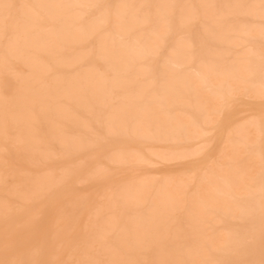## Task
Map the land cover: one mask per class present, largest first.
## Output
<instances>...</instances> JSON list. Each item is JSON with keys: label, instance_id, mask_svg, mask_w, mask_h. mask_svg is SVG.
Instances as JSON below:
<instances>
[{"label": "rangeland", "instance_id": "rangeland-1", "mask_svg": "<svg viewBox=\"0 0 264 264\" xmlns=\"http://www.w3.org/2000/svg\"><path fill=\"white\" fill-rule=\"evenodd\" d=\"M42 1L39 3V0H0V3L16 6L8 20L7 33L0 18V100L3 101L0 102V107L5 112L0 110V124L3 126L0 127V261L27 259L34 248L41 247L39 259L43 261L90 259L103 261L105 264L118 261H135L139 264H262L264 14L259 7L261 0H238L240 4L254 6L250 9L233 7L239 4L237 0H125L124 3V0H82L84 3L81 0H49L51 3L43 1L47 4ZM161 1L163 4H206L215 7L212 8L214 11L207 7L200 8L199 16L195 19L189 15L190 10H183L185 15H180L181 9H177L175 18L168 23L165 20L167 9L156 7L161 5ZM41 3L45 5L39 9L44 23L38 27L33 26L31 22L30 25V20H27L36 10L24 6ZM48 3L56 10L51 9ZM54 3L59 7L54 6ZM121 3L128 7H120L119 10L117 5L120 6ZM97 4L111 7L107 8V11L104 8L89 7ZM48 11L57 13L55 19L52 13L48 15ZM70 11L71 17L67 18ZM104 11L110 15L111 24L104 32L106 35H99L93 31V21ZM121 11L125 12V15ZM202 11L204 14L207 12L206 17ZM113 14L120 16L113 17ZM211 14L213 16H209ZM61 22L65 27L59 26ZM27 25L32 27L25 30ZM162 25L167 28L157 29ZM224 26H227V30ZM122 28L126 29L125 35ZM209 28L212 29L208 30ZM115 29L122 34L117 33ZM28 30L30 31L27 32ZM62 30L68 32V35ZM157 30L160 31L156 32ZM161 30L164 33L161 34ZM201 30L206 35L211 33L212 37H206ZM240 30L245 31L246 35V47L243 48L229 44L230 41L226 38L228 33L241 32ZM53 31L54 33H51ZM215 31L219 33L220 39L216 38ZM55 34L57 38L51 39ZM62 34H66L68 42ZM137 35H140L139 41L142 39V43H138ZM153 35L155 36L152 37ZM156 37L158 42L162 43L156 42ZM225 38L227 42H224ZM33 40L45 43H40V48L37 43L32 46ZM110 40L113 44H109ZM220 40L223 42L220 43ZM24 41L31 43V46ZM5 43H10V46L20 43L19 46L16 44L11 48L19 50L13 51L15 54L9 50L10 46L5 47ZM178 43H185L187 46L183 44L184 48L183 45L180 48ZM151 44L156 48L151 47ZM106 45L107 47H104ZM114 47L119 53L115 52ZM176 47L178 50H175ZM189 48L194 54L188 51ZM155 49L157 52H154ZM173 49L176 51V57L177 53L184 56L174 58ZM123 53L126 56H123ZM77 54L81 55L79 59L76 58ZM185 54L188 57H185ZM216 54L220 62L214 56ZM35 56L38 60H35ZM118 57L123 59L120 58L118 62ZM178 59L184 63L190 62L176 66L173 63ZM186 59L190 60L187 62ZM233 60L238 62L239 69ZM20 61L27 65L23 63L22 67ZM34 61L40 64L35 62L34 67ZM66 61L70 64L67 65ZM56 62L65 65L58 67ZM197 64H201L203 70L212 68L209 66L214 64L218 76H214L215 72H212L213 76L211 72L206 73V78L196 76L194 68H200ZM37 65L39 68L40 65L43 68L45 66L43 72ZM234 65L237 68L231 70ZM167 66L169 68L165 69ZM224 66L225 69H222ZM223 70L225 72H222ZM160 71L167 72L166 76ZM74 72L77 75H74ZM32 73L35 75L32 76ZM223 74L225 76H222ZM69 75H74L73 80ZM23 77L26 80H23ZM172 78H175V81ZM94 80L96 82H93ZM121 80L125 83H121ZM94 83H97L98 89ZM168 83H171V86H168ZM251 83L260 88L255 89ZM37 84L38 91L35 88ZM143 85L147 88H143ZM168 87L171 90H167ZM184 87L186 90H183ZM135 89L139 94L134 93ZM56 90L62 91L65 96ZM168 91L176 93L166 94ZM71 92L73 97L75 96L72 99ZM8 99L12 103H9ZM124 103L134 107V111L125 110L128 106ZM25 105L30 107L31 112ZM62 105L64 107H61ZM114 106L122 107H119V113V109L115 110ZM19 107L22 108L21 112ZM8 111H11V114ZM139 116L144 121L137 119ZM225 117L228 119L225 120ZM48 119L51 123L46 121ZM233 123L240 126L237 132L241 131L236 134V131L231 129L232 133L228 132L233 134V140L229 144L227 129L229 124ZM28 127L30 130L26 129ZM239 136L240 139H237ZM235 145L237 148L234 149ZM219 187H223L222 194L218 191Z\"/></svg>", "mask_w": 264, "mask_h": 264}, {"label": "bare ground", "instance_id": "bare-ground-1", "mask_svg": "<svg viewBox=\"0 0 264 264\" xmlns=\"http://www.w3.org/2000/svg\"><path fill=\"white\" fill-rule=\"evenodd\" d=\"M37 1H38V0H37ZM41 1H42V0H41ZM43 1H46V2H50V3H51V1H49V0H43ZM43 1H42V2H43ZM58 1H59V0H58ZM69 1H70V0H69ZM71 1H72V0H71ZM71 1H70V2H71ZM81 1H82V0H81ZM92 1H93V0H92ZM92 1H91V2H92ZM166 1H167V0H166ZM166 1H165V3H166ZM169 1H170V0H169ZM169 1H168V3H169ZM202 1H203V0H202ZM202 1H201V2H202ZM234 1H235V0H234ZM237 1H238V0H237ZM34 2H35V1H34ZM46 2H43V3H46ZM60 2H61V0H60ZM62 2H65V1L62 0ZM73 2H80V0H73ZM82 2H83V1H82ZM86 2H87V0H86ZM89 2H90V1H89ZM120 2H122V1L120 0ZM120 2H119V4H120ZM124 2H125V0L123 1V3H124ZM161 2H162V1H161ZM238 2H239V1H238ZM241 2H242V1H241ZM35 3H36V2H35ZM39 3H40V0H39ZM43 3H41V4L43 5ZM50 3H48L49 6L51 5ZM55 3L57 4L56 1H55ZM55 3L53 4L54 6L56 5ZM83 3H84V2H83ZM138 3H139V2H138ZM138 3H136V4H138ZM170 3H171V2H170ZM210 3H211V2H210ZM231 3H232V2H231ZM236 3H237V2H236ZM41 4H39V5H41ZM46 4H47V3H46ZM76 4L78 5V3H76ZM161 4H163V2H162ZM239 4H240V2H239ZM59 5H61V4H59ZM63 5H64V4H63ZM65 5H66V3H65ZM121 5H122V3H121ZM121 5H120V6H121ZM123 5H124V4H123ZM155 5H156V4H155ZM158 5H159V4H158ZM205 5H206V4H205ZM44 6H45V5H44ZM46 6H47V5H46ZM56 6H57V5H56ZM117 6H118V5H117ZM139 6H140V4H139ZM50 7H51V6H50ZM57 7H59V6H57ZM83 7H84V6H83ZM115 7H116V6H115ZM130 7H131V6H130ZM60 8H62V7H60ZM80 8H81V7H80ZM119 8H120V7H118V9H119ZM133 8H134V7H133ZM26 9H27V8H26ZM51 9H55V10H56V8H53V7H51ZM63 9H67V8H64V7H63ZM118 9H117V10H118ZM135 9H136V6H135ZM159 9H160V8H159ZM163 9H164V8H163ZM163 9H162V11H163ZM211 9H212V8H211ZM248 9H250V7H249ZM251 9H252V8H251ZM55 10H54V11H55ZM60 10H61V9H60ZM60 10H59V11H60ZM72 10H73V9H72ZM105 10H106V9H105ZM119 10H120V9H119ZM122 10H124V9H122ZM129 10H130V9H129ZM131 10H132V7H131ZM152 10H153V9H152ZM164 10H165V9H164ZM185 10H186V9H185ZM185 10H184V11H185ZM23 11H24V10H23ZM44 11H45V10H44ZM62 11H63V10H62ZM65 11H66V10H65ZM106 11H107V10H106ZM115 11H116V10H115ZM154 11H155V10H154ZM184 11H183V15H185ZM186 11H187V10H186ZM212 11H214V9H212ZM247 11H249V10H247ZM21 12H22V10H21ZM48 12H49L50 14H48ZM48 12H46V13H47L48 15H51L52 11H48ZM55 12H56V11H55ZM67 12H68V11H67ZM67 12H66V13H67ZM77 12H78V11H77ZM77 12H75V13H77ZM117 12H118V11H117ZM122 12H123V11H121V13H122ZM127 12H128V11H127ZM127 12H126V13H127ZM156 12H157V11H156ZM166 12H168V9H167ZM166 12H165V14H166ZM209 12H210V11H209ZM22 13H23V12H22ZM22 13H21V14H22ZM24 13H25V12H24ZM26 13H28V9H27ZM26 13H25V14H26ZM64 13H65V12H64ZM70 13H71V11H70L68 14H70ZM75 13H74V14H75ZM104 13H106V12L104 11L103 14H104ZM114 13H115V12H114ZM123 13H124V15H125V12H123ZM159 13H160V12H159ZM179 13H180V12H179ZM179 13H178V14H179ZM189 13H190V11H189ZM202 13H203V11H202ZM206 13H207V12H206ZM206 13H205V14H206ZM210 13H211V12H210ZM214 13H215V12H214ZM44 14H45V13H44ZM47 14H46V15H47ZM52 14L54 15L53 18L55 19V14H57V13H55V14L52 13ZM74 14H72V16H74ZM77 14H79V13H77ZM119 14H120V13H119ZM136 14H137V13H136ZM203 14H204V13H203ZM205 14H204V15H205ZM212 14H213V13H212ZM212 14L209 15V16H213ZM48 15H47V16H48ZM53 15H52V16H53ZM64 15H65V14H64ZM75 15H76V14H75ZM79 15H80V17H81V11H80V14H79ZM79 15H77V16H79ZM99 15H100V14H99ZM122 15H123V14H122ZM159 15H160V14H159ZM163 15H164V14H163ZM180 15H181V14H180ZM189 15H190V14H189ZM189 15H187V16H189ZM200 15H201V13H200ZM204 15H202V16H204ZM31 16H32V14H31ZM52 16H51V17H52ZM58 16H59V15H58ZM60 16H61V15H60ZM62 16H63V15H62ZM112 16L114 17L115 15L113 14ZM117 16H120V15L117 14ZM117 16H115V17H117ZM154 16H155V14H154ZM164 16H166V15H164ZM164 16H163V17H164ZM187 16H186V19H187ZM260 16H261V14H260ZM28 17H30V13L28 14ZM64 17H66V16H64ZM68 17H71V14L68 15L67 18H68ZM80 17H79V18H80ZM133 17H134V16H133ZM156 17H157V15H156ZM184 17H185V16H184ZM204 17H206V15H205ZM48 18H49V17H48ZM58 18H59V17H58ZM67 18H66V19L63 18V20L65 19V21H66ZM117 18H118V17H117ZM120 18H124V17H120ZM141 18H142V17H140V20H141ZM181 18H182V17H181ZM50 19H51V18H50ZM56 19H57V18H56ZM69 19H70V18H69ZM77 19H78V18H77ZM95 19H96V18H95ZM129 19H130V18H129ZM132 19H133V18H132ZM132 19H131V20H132ZM146 19H147V18H146ZM156 19H157V18H156ZM183 19H184V18H182V20H183ZM186 19H185V20H186ZM23 20H24V18H23ZM26 20H27V19H26ZM29 20H30V19H28L27 21H29ZM52 20H53V19H52ZM73 20H74V19H73ZM121 20H122V19H121ZM125 20H126V19H125ZM133 20H134V19H133ZM143 20H144V19H143ZM162 20H163V19H162ZM182 20H181V21H182ZM68 21H70V20H68ZM123 21H124V20H123ZM123 21H122V22H123ZM134 21H135V20H134ZM163 21L165 22V20H163ZM24 22L26 23V21H24ZM52 22H54V20H53ZM59 22H60V21H59ZM59 22H58V23H59ZM116 22H119V21H116ZM116 22H115V23H116ZM135 22H136V21H135ZM153 22H154V21H153ZM158 22H159V20H158ZM183 22H184V20H183ZM28 23L31 25L30 21H29ZM63 23H65V22H63ZM67 23L69 24V22H67ZM71 23H72V22H71ZM71 23H70V24H71ZM120 23H121V22H120ZM131 23L133 24V22H131ZM137 23H138V22H137ZM159 23H161V22H159ZM159 23H158V24H159ZM23 24H24V23H23ZM56 24H57V23H56ZM73 24H75V23L73 22ZM73 24H72V25H73ZM124 24H126V23H124ZM132 24H131V25H132ZM139 24L141 25L142 22H141V23L139 22ZM161 24H162V23H161ZM20 25H22V24H20ZM61 25H62L63 27H65V24H62V22H61V24H60L59 26H61ZM88 25L90 26V24H88ZM115 25H116V24H115ZM153 25H154V23H153ZM156 25H157V24H156ZM163 25H164V24H163ZM163 25H162V27H157V29H159V28H161V29H165V28H167V27L163 28V27L165 26V25H164V26H163ZM27 26H28V25H27ZM33 26H34V24H33ZM62 26H61V27H62ZM81 26H83V25H81ZM86 26H87V25H86ZM127 26H128V24H127ZM129 26H130V25H129ZM158 26H159V25H158ZM160 26H161V25H160ZM212 26H213V25H212ZM20 27H21V26H20ZM20 27H19V28H20ZM22 27H23V26H22ZM31 27H32V26H31ZM31 27H30V26L25 27V30H26L27 28L29 29V28H31ZM61 27H60V28H61ZM66 27H67V26H66ZM113 27H114V26H113ZM117 27H118V26H117ZM130 27H131V26H130ZM151 27H152V26H151ZM209 27H210V26H209ZM221 27H222V26H221ZM14 28H15V27H14ZM53 28H54V27H53ZM60 28H59V29H60ZM72 28H74V27H72ZM115 28H116V26H115ZM118 28H119V27H118ZM118 28H117V30H118ZM123 28H124V26H123ZM123 28H122V30H125V32L123 33V35H125V33H127V32H126V29H123ZM131 28H132V27H131ZM192 28H193V27H192ZM201 28H203V27H201ZM201 28H200V29H201ZM204 28H205V26H204ZM216 28H217V27H216ZM218 28H219V27H218ZM223 28H226V30H227V26H226V27L224 26ZM228 28H229V27H228ZM230 28H233V27H230ZM237 28H238V27H237ZM62 29H63V28H62ZM67 29H68V28H67ZM90 29H91V28H90ZM128 29H129V28H128ZM141 29H142V27H141ZM200 29H199V30H200ZM205 29H206V28H205ZM211 29H212V28H209L208 30H211ZM233 29H234V28H233ZM233 29H232V30H233ZM235 29H236V27H235ZM239 29H240V27H239ZM247 29L249 30V28H247ZM247 29H245V30H247ZM261 29H262V28H261ZM263 29H264V28H263ZM16 30H17V29H16ZM30 30H31V29H30ZM30 30H28L27 32H29ZM52 30H53V29H52ZM73 30H74V31H77L76 29H72V31H73ZM88 30H89V29H88ZM115 30H116V29H115ZM115 30H113V31H115ZM117 30H116L117 33L120 32V34H122L121 31L118 32ZM119 30H120V28H119ZM133 30H134V29H133ZM151 30H153V29H151ZM166 30H167V29H166ZM166 30H165V31H166ZM222 30H223V29H222ZM226 30H225V32H227ZM232 30H231V31H232ZM242 30H243V29H242ZM242 30H240V31H242ZM248 30H247V31H248ZM258 30H259V29H258ZM17 31H18V30H17ZM21 31H22V29H21ZM21 31H20V32H21ZM55 31L58 32L57 29H56ZM62 31H63V30H62ZM69 31H70V29H69ZM128 31H129V30H128ZM141 31H142V30H141ZM159 31H160V30H159ZM159 31L157 30L156 32H159ZM161 31H163V30H161ZM206 31H207V30H206ZM235 31H237V29H236ZM259 31L261 32V30H259ZM263 31H264V30H263ZM22 32H23V31H22ZM25 32H26V31H25ZM59 32H60V31H59ZM63 32H66V31H63ZM77 32H78V31H77ZM77 32H76V33H77ZM82 32H83V31H82ZM201 32H203V31L201 30ZM215 32H217V31H215ZM218 32H219L220 34L222 33V32H220V30H219ZM218 32H217V37H216V38H218V34H219ZM228 32H229V31H228ZM232 32H234V31H232ZM242 32H243V31H242ZM244 32H245V31H244ZM13 33H14V32H13ZM33 33H35V32H33ZM51 33H54V31L51 32ZM51 33H48V34L51 36V35H52ZM67 33H68V32H66V34H67ZM76 33H72V35H73V34H76ZM80 33H81V31H80ZM138 33H140V32H138ZM162 33H164V31L161 32V34H162ZM203 33H204V35H206L205 32H203ZM247 33H248V32H247ZM11 34H12V31H11ZM17 34H18V32H17ZM24 34H25V33H24ZM56 34H57V33H56ZM56 34L53 35V36L51 37V39H54V37L56 36ZM66 34H64L65 37H66ZM140 34H143V33H140ZM263 34H264V33H263ZM29 35H30V34H29ZM45 35H46V34H45ZM58 35H59L58 37L60 38V33H59ZM62 35H63V34H62ZM62 35H61V36H62ZM64 35H63V37H64ZM67 35H68V34H67ZM99 35H100V34H99ZM104 35H106V33H104ZM113 35H114V33H113ZM146 35H148V34H146ZM146 35H145V37H146ZM157 35L159 36L158 33H157ZM208 35H211V33H209ZM208 35H206V37H208ZM215 35H216V33L214 34L213 37H215ZM224 35H226V34L224 33ZM256 35H257V34H256ZM0 36H1V35H0ZM18 36H19V35H18ZM80 36H82V34H80ZM108 36H109V34H108ZM137 36H138V38H136V37H135V38L137 39V41H139V38H140L139 36H140V35H137ZM154 36H155V35H153L152 37H154ZM202 36H203V34H202ZM219 36H220V35H219ZM221 36H223V35H221ZM23 37H24V36H23ZM32 37H33V36H32ZM63 37H62V38H63ZM120 37H121V36H120ZM131 37L133 38L134 36H131ZM131 37H130V38H131ZM143 37H144V36H143ZM210 37H212V35H211ZM223 37H224V36H223ZM15 38H17V37H15ZM18 38H20V37H18ZM27 38H29V37H27ZM46 38H47V36H46ZM55 38H57V37H55ZM77 38H79V37L77 36ZM77 38H76V39H77ZM111 38H112V37H111ZM150 38H151V36H150ZM226 38H227V37H226ZM226 38L224 39V40H226V41H224V42H227V39H226ZM30 39H31V37H30ZM34 39H35V37H34ZM37 39H38V38H37ZM69 39H70V38H69ZM72 39H73V38H72ZM109 39H110V38H109ZM148 39H149V38H147V40H148ZM151 39H152V38H151ZM151 39H150V40H151ZM155 39H156V42H158L157 37H156ZM211 39H213V38H211ZM218 39H220V38H218ZM218 39H214V40H218ZM221 39H223V38H221ZM25 40H26V37H25ZM28 40H29V39H28ZM112 40H113V39H112ZM112 40H110L111 42H109V44H110V43L113 44ZM119 40H122V39H119ZM123 40H124V39H123ZM147 40H146V41H147ZM12 41H14V40H12ZM16 41H17V39L14 41V43H15ZM52 41H53V40H52ZM56 41H57V39H56ZM64 41H65V40H64ZM66 41H67V37H66ZM69 41H70V40H69ZM73 41H74V39H73ZM80 41H81V40H80ZM228 41H229V40H228ZM21 42H22V41H21ZM26 42H28V41H26ZM26 42L24 41L25 44H30V46H31V43H26ZM46 42H47V40H46ZM53 42H54V41H53ZM67 42H68V41H67ZM71 42H72V40H71ZM104 42H105V41H104ZM140 42H141V43L143 42L142 39H141V41H139L138 43H140ZM222 42H223V41H222ZM222 42H221V40H220V43H222ZM33 43H37V41L34 42V40H33V42H32V46L34 45ZM40 43H41V42H39V43H37V44L40 45ZM42 43H45V42H42ZM42 43H41V44H42ZM47 43H49V42H47ZM98 43H99V42H98ZM101 43H102V42H101ZM101 43H100V44H101ZM124 43H125V42H124ZM129 43H130V42H129ZM146 43H147V42H146ZM152 43H153V42H152ZM158 43L160 44V43H162V42H158ZM158 43H157V44H158ZM230 43H231V42H229V44H230ZM5 44H6L5 47H7V45H8V48H9L10 43H9V44L5 43ZM16 44H17V43H16ZM16 44H12V45L10 46L9 50H10L13 46H16ZM19 44H20V43H19ZM19 44H17V45L19 46ZM61 44H62V43H61ZM61 44H59L60 47H61ZM69 44H70V43H68V45H69ZM71 44H72V43H71ZM81 44H82V43H81ZM103 44H105V43H103ZM107 44H108V43H107ZM149 44H150V43H149ZM149 44H148V45H149ZM176 44H177V43H176ZM178 44H180V45H179L180 48H182V45H183V44H184L185 46H187L185 43H183L182 45H181V43H178ZM223 44H224V43H223ZM229 44H228V45H229ZM44 45H45V44H43V46H44ZM54 45H55V43H54ZM73 45H74V44H73ZM101 45H102V44H101ZM116 45H117V44H116ZM135 45H136V44H135ZM151 45H152V44H151ZM153 45H154V44H153ZM153 45H152L151 47H154ZM161 45H162V44H161ZM184 45H183V48H184ZM210 45H211V44H210ZM210 45H209V46H210ZM26 46H27V45H26ZM30 46H29V47H30ZM41 46H42V45H40V48H41ZM62 46H63V45H62ZM79 46H80V45H79ZM110 46H111V45H110ZM142 46H143V45H142ZM142 46H141V47H142ZM157 46H158V45H157ZM175 46H176V45H175ZM214 46H216V45H214ZM225 46H226V45H225ZM34 47H36V44H35ZM47 47H48V45H47ZM52 47H53V46H52ZM58 47H59V46H58ZM104 47H107V45L104 46ZM116 47H117V46H116ZM116 47H114V48H115V52H116V53H119V52L116 51V49H117ZM149 47H150V46H149ZM149 47H148V48H149ZM222 47H223V46H222ZM37 48H38V46H37ZM48 48H49V47H48ZM56 48H57V47H56ZM63 48H65V46H64ZM112 48H113V46H112ZM154 48H156V46H155ZM157 48H158V47H157ZM205 48H206V47H205ZM217 48H218V47H217ZM219 48H220V47H219ZM12 49H13V48H12ZM12 49H11V50H12ZM20 49H21V47H20ZM24 49H25V48H24ZM32 49H33V48H32ZM32 49H31V50H32ZM34 49H36V48H34ZM57 49H58V48H57ZM65 49H66V48H65ZM70 49H72V48H70ZM100 49H101V47H100ZM100 49H99V51H100ZM105 49H107V48H105ZM211 49H212V48H211ZM213 49H214V48H213ZM224 49H225V47H224ZM224 49H221V50L223 51ZM6 50H7V48H6ZM6 50H5V51H6ZM16 50H19V49H16ZM16 50H12V52H13V51H16ZM38 50H39V49H38ZM46 50H47V49H46ZM59 50H60V48H59ZM72 50H73V49H72ZM103 50H104V48H103ZM103 50H102V51H103ZM146 50H147V49H146ZM155 50H156V49H155ZM155 50H154V52H157V50H156V51H155ZM175 50H178V48L176 47ZM214 50H215V49H214ZM216 50H218V49H216ZM221 50H220V52H221ZM21 51H22V50H21ZM25 51H26V50H25ZM34 51H36V50H34ZM56 51H57V50H56ZM62 51H63V50H62ZM104 51H105V50H104ZM104 51H103V52H104ZM107 51H110V50H107ZM107 51H106V55H107ZM113 51H114V50H113ZM136 51H137V50H136ZM151 51H152V50H151ZM173 51H174V49H173ZM173 51H172V52H173ZM226 51H227V50H226ZM7 52H8V51H7ZM16 52H17V51H16ZM16 52H13V53L16 54ZM23 52H24V51H23ZM36 52H37V51H36ZM40 52H41V49H40ZM44 52H46V51H44ZM50 52H51V51H50ZM60 52H61V51H60ZM138 52H139V51H138ZM154 52H153V53H154ZM175 52H176V51H174V53H175ZM181 52H184V51H181ZM206 52H207V51H206ZM8 53H9V52H8ZM20 53H21V52H20ZM27 53H31V52H27ZM34 53H35V52H34ZM34 53H33V54H34ZM47 53H48V52H47ZM47 53H46V55H47ZM53 53H54V52H53ZM56 53H57V52H56ZM120 53H121V52H120ZM151 53H152V52H151ZM174 53H171V54L174 55ZM179 53H180V52H179ZM184 53H185V52H184ZM216 53H217V52H216ZM223 53H224V52H223ZM15 54H14V55H15ZM25 54H26V52H25ZM35 54H36V53H35ZM42 54H44V53H42ZM75 54H76V53H75ZM124 54H125V53H123V56H126V55H124ZM131 54H132V53H131ZM144 54H145V53H144ZM205 54H206V53H204V56H205ZM14 55H13V56H14ZM17 55L20 56L19 53H17ZM37 55H38V54H37ZM63 55H64V54H63ZM70 55H72V54H70ZM97 55H98V54H97ZM114 55H115V54H114ZM121 55H122V54H121ZM134 55H135V54H134ZM137 55H139V54L137 53ZM145 55H146V54H145ZM179 55H180V54L177 53V57H180V58H181V55H183V54H181L180 56H179ZM185 55H186L185 57H188L187 54H185ZM208 55H209V53H208ZM208 55H207V56H208ZM210 55L212 56L213 53L211 52ZM217 55H218V54L214 55V56H216V59H217ZM247 55H248V54H247ZM247 55H245V56H247ZM25 56H26V55H25ZM33 56H34V55H33ZM47 56H48V55H47ZM49 56H51L50 53H49ZM57 56H58V55H57ZM64 56H65V55H64ZM68 56H69V55H68ZM79 56H81V55H78V54H77V57H76V58L79 59ZM99 56H100V54H99ZM99 56H98V58L100 59L101 56H100V57H99ZM132 56H133V55H132ZM170 56H171V55L168 56L169 59H170ZM174 56H175V57H174ZM174 56H172V57H174V58L177 59V57H176V53H175ZM183 56H184V55H183ZM211 56H210V57H211ZM214 56H213V57H214ZM219 56H220V54H219ZM238 56L241 57V55H238ZM242 56H243V55H242ZM248 56H249V55H248ZM22 57H23V56H22ZM26 57H27V56H26ZM26 57H25V58H26ZM29 57H30V56H29ZM35 57H36V56H35ZM51 57H52V56H51ZM53 57H54V56H53ZM106 57L108 58V56H106ZM140 57H141V56H140ZM205 57H206V56H205ZM208 57H209V56H208ZM226 57H227V55H226ZM36 58H37V57H36ZM66 58H67V56H66ZM70 58H71V57H70ZM74 58H75V57H74ZM74 58H72V59H74ZM82 58H83V57H82ZM102 58L105 60V58H104L103 55H102ZM112 58H113V57H111V59H112ZM118 58H119V57H118ZM120 58L123 59L122 57H120ZM120 58H119L118 62L121 60ZM166 58H167V57H166ZM218 58H219V57H218ZM222 58H223V57H222ZM233 58H234V57H233ZM19 59H21V58H19ZM19 59H17V60H19ZM26 59H28V58H26ZM41 59H42V58H41ZM41 59H40V60H41ZM64 59H65V58H64ZM72 59H71V60H72ZM78 59H77V60H78ZM111 59H110V60H111ZM133 59H134V58H133ZM176 59H174V60H176ZM182 59H183V57H182ZM204 59H205V58H204ZM209 59H211V58H209ZM209 59H208V60H209ZM220 59H221V56H220ZM224 59H225V58H224ZM230 59H231V58H230ZM240 59H241V58H240ZM240 59H239V60H240ZM21 60H24V58L21 59ZM35 60H38V58L35 59ZM51 60H52V59H51ZM56 60H58V58H57ZM71 60H70V63H71ZM77 60H76V61H77ZM104 60H103V61H104ZM131 60H132V59H131ZM166 60H167V59H166ZM184 60H185V59H184ZM189 60H190V59H189ZM189 60L186 59L187 62H188ZM217 60H218V59H217ZM231 60H232V59H231ZM236 60H237V58H236ZM248 60H249V59H248ZM58 61H59V60H58ZM89 61H90V60H89ZM112 61H114V59H112ZM164 61H165V60H164ZM168 61H169V60H168ZM211 61H212V59H211ZM211 61H209V62H210L209 64H211ZM218 61H219V60H218ZM221 61H222V60H221ZM233 61H234V60H233ZM243 61H244V60H243ZM25 62H26V60H25ZM25 62H23V63H25ZM35 62H36V61L33 62L34 67H36ZM41 62H42V60H41ZM59 62H60V61H59ZM62 62H64V61L62 60ZM66 62H67V61H66ZM78 62H79V60H78ZM80 62H81V61H80ZM80 62H79V63H80ZM124 62H125V61H124ZM124 62H123V63H124ZM189 62H190V61H189ZM189 62H188V63H189ZM219 62H220V61H219ZM222 62H223V61H222ZM234 62L237 63V65H238V62H236V61H234ZM245 62H247V61H245ZM249 62H250V61H249ZM18 63H19V62H18ZM23 63H21V61H20V64H22V67H23ZM26 63H29V62L27 61ZM26 63H25V64H26ZM36 63L40 64L39 62H36ZM56 63H57V62H56ZM70 63L67 62V65L70 64ZM73 63H74V64L76 63L75 60H73ZM103 63H104V62H103ZM110 63H111V61H110ZM164 63H165V62H164ZM171 63H172V62H171ZM188 63H186V62L184 63L183 61H180V59H178V61H176V62L173 63V64L177 66V65H181V64H184V65H185V64H188ZM216 63H217V62H216ZM247 63H248V62H247ZM42 64H43V63H42ZM45 64H46V62H45ZM52 64H54V62H53ZM57 64L59 65V63H57ZM57 64H56V65H57ZM61 64L63 65V63H61ZM104 64H106V63H104ZM124 64H125V63H124ZM128 64H129V63H128ZM204 64H205V63H204ZM207 64H208V63H207ZM214 64H215V60H214ZM214 64H212V65L210 66V67H212V68H208V67H207L208 69H206V70H203V68L200 67L201 64H200V65L197 64V65H199L200 68H198V67L195 66V68H194V73L196 74V76H197V75H199V76H205L204 78H206V73H208V72L210 73V72H211V75L213 76L212 72H215V71H216L215 68H214V66H216V64H215V65H214ZM248 64H249V63H248ZM26 65H27V64H26ZM26 65H24V66H26ZM58 65H57V66H58ZM62 65H59L58 67H60V66H62ZM64 65H65V64H64ZM64 65H63V66H64ZM115 65L117 66V63H116ZM122 65H123V64H122ZM213 65H214V66H213ZM219 65H220V63H219ZM231 65H232V64H231ZM240 65H242V64H240ZM32 66H33V65H32ZM37 66H38V69H41V71H42V69L45 68V66H44V68H43L41 65H40L41 68H39V65H37ZM70 66H71V65H70ZM81 66H82V65H81ZM111 66H112V65H111ZM162 66H163V65H162ZM165 66H166V64H165ZM165 66H164V67H165ZM217 66H218V64H217ZM48 67H50V66H48ZM65 67H66V66H65ZM67 67H68V66H67ZM93 67H94V66H93ZM121 67H122V66H121ZM192 67H193V66H192ZM192 67H191V68H192ZM220 67H222V65H221ZM226 67H227V66H226ZM231 67H232L231 70H233L234 67H235V65H234V66H231ZM242 67H243V66H242ZM244 67H246V66H244ZM249 67H250V66H249ZM29 68H31V67H29ZM29 68H28V69H29ZM61 68H63V67H61ZM90 68H91V67H90ZM115 68H116V67H115ZM126 68H127V67H126ZM161 68H162V67H161ZM168 68H169V66H167V68H165V69H168ZM173 68H174V67H173ZM178 68H179V67H178ZM216 68H217V67H216ZM235 68H237V67H235ZM239 68H240V67H239V65H238V69H239ZM64 69H66V68H64ZM78 69H79V68H78ZM91 69H92V68H91ZM95 69H96V68H95ZM109 69H110V68H109ZM109 69H108V70H109ZM121 69H123V68H121ZM121 69H120V71H121ZM124 69H125V68H124ZM162 69L164 70V68H162ZM170 69H171V68H170ZM201 69H202V70H201ZM222 69H225V66H224V68H222ZM238 69H237V70H238ZM26 70H27V69H26ZM31 70H32V69H31ZM33 70H34V69H33ZM45 70H46V69H45ZM45 70H44V71H45ZM49 70H50V69H49ZM174 70H175V69H174ZM174 70H173V71H174ZM191 70H192V69H191ZM218 70H219V68H218ZM218 70H217V71H218ZM29 71H30V69H29ZM34 71H35V70H34ZM34 71H33V72H34ZM39 71H40V70H39ZM70 71H71V70H70ZM83 71H85V70H83ZM88 71L91 72L90 69H89ZM88 71H86V72H88ZM92 71H95V70L92 69ZM170 71L172 72V69H171ZM219 71H220V70H219ZM238 71H239V70H238ZM30 72H32V71H30ZM42 72H43V71H42ZM48 72H49V71H48ZM79 72H80V71H79ZM79 72H78V73H79ZM86 72H85V73H86ZM90 72H89V74H90ZM160 72L162 73L163 71H160ZM222 72H225V71L223 70ZM236 72H237V71H236ZM27 73H28V72H27ZM34 73H36V72H34ZM70 73L72 74V72H69V74H70ZM74 73H76V72H74ZM111 73H112V72H111ZM163 73H164V72H163ZM163 73H162V74H163ZM165 73H167V72H165ZM165 73H164V75H165ZM168 73H170V72L168 71ZM192 73H193V72H192ZM215 73H216V75H214V76H218V73H217V72H215ZM219 73H220V72H219ZM227 73H228V72H227ZM230 73H231V72H230ZM234 73H235V70H234ZM239 73H240V71H239ZM244 73H245V72H244ZM247 73L249 74V72H247ZM19 74H20V73H19ZM29 74H30V73H29ZM38 74H39V73H38ZM83 74H84V73H83ZM91 74H92V73H91ZM99 74H100V73L98 72V75H99ZM225 74H226V73H225ZM232 74H233V73H232ZM232 74H231V75H232ZM240 74H241V73H240ZM248 74H247V75H248ZM26 75H28V74H25V76H26ZM31 75L33 76V75H35V74L32 73ZM36 75H37V74H36ZM74 75H77V73L74 74ZM74 75H72V77H73ZM113 75L115 76V74H113ZM209 75H210V74H209ZM247 75H246V77H248ZM253 75H254V74H253ZM263 75H264V74H263ZM41 76H42V75H41ZM41 76H39V77H41ZM51 76H52V75H51ZM78 76H81V75L78 74ZM78 76H75V77L79 78ZM84 76H85V75H84ZM91 76H92V78H93V75H91ZM95 76H96V78H97V75H95ZM99 76H100V75H99ZM165 76H166V75H165ZM170 76H173V75H170ZM183 76H184V75H183ZM222 76H225V75L223 74ZM229 76H230V75H229ZM242 76H245V74H244V75L242 74ZM28 77H29V76H28ZM69 77L72 79L71 75H69ZM120 77H121V75H120ZM173 77H174V76H173ZM181 77H182V76H181ZM227 77H228V76H227ZM233 77H234V76H233ZM235 77H237V76H235ZM263 77H264V76H263ZM263 77H262V75H261V79H262ZM23 78H24V77H23ZM23 78H22V79H23ZM26 78H27V77H26ZM30 78H31V77H30ZM36 78H37V77H36ZM36 78L34 77V79H36ZM49 78H50V77H49ZM52 78H54V77H52ZM70 78H69V79H70ZM86 78H87V77H86ZM118 78H119V77H118ZM123 78H124V77H123ZM170 78H171V77H170ZM177 78H178V77H177ZM185 78H186V74H185ZM224 78H225V77H224ZM238 78H239V77H238ZM39 79H40V78H39ZM44 79H45V77H44ZM74 79H75V78H74ZM82 79H83V77H82ZM90 79H91V78H90ZM94 79H95V78H94ZM99 79H100V78H99ZM109 79H110V78H109ZM120 79H122V77H121ZM120 79H118V80H120ZM172 79L174 80L175 78H172ZM172 79H171V80H172ZM263 79H264V78H263ZM23 80H26V79L24 78ZM23 80H22V81H23ZM72 80H73V79H72ZM80 80H81V78H80ZM97 80H98V78H97ZM168 80H169V79H168ZM177 80H178V79H177ZM183 80H184V79H183ZM185 80H186V79H185ZM239 80H241V79H239ZM22 81H21V82H22ZM32 81H33V80H32ZM89 81H90V80H88V82H89ZM113 81H114V80H113ZM116 81H117V80H116ZM174 81H175V80H174ZM236 81H238V80H236ZM241 81H242V80H241ZM23 82H24V81H23ZM93 82H96V81L94 80ZM168 82H170V81H168ZM172 82H173V81H171V83H172ZM177 82H178V81H177ZM177 82H176V84H177ZM183 82H185V81H183ZM242 82H243V81H242ZM249 82H250V81H249ZM32 83H33V82H32ZM75 83H76V82H75ZM78 83H80V82H78ZM81 83H82V82H81ZM83 83H84V82H83ZM99 83H100V82H99ZM113 83H114V82H113ZM121 83H125V82H122V80H121ZM121 83H119V84H121ZM171 83H170V85H169V83H168V86H171ZM180 83H181V82H180ZM180 83H179V84H180ZM186 83H187V82H186ZM237 83H238V82H237ZM254 83H255V82H254ZM26 84H27V81H26ZM29 84H30V81H29ZM67 84H68V82H67ZM95 84H96V85H95ZM117 84H118V83H117ZM119 84H118V85H119ZM166 84H167V83H166ZM184 84H185V83H184ZM187 84H188V83H187ZM245 84H246V83H245ZM248 84H250V83H247V85H248ZM251 84H252V83H251ZM259 84H260V83H259ZM41 85H42V84H41ZM77 85H78V84H77ZM77 85H76V87H79V86H77ZM80 85H81V84H80ZM93 85H95L96 88L98 89V87H97V86H98L97 83H94ZM93 85H92V89H93V87H94ZM181 85H182V84H181ZM252 85H253V86L255 87V89H257V90H258V88H260V87H257V88H256V86H255L254 84H252ZM261 85H262V84H261ZM24 86H26V85H24ZM38 86H39L38 84H37V87L35 86V88H37L36 91H38ZM68 86H69V85H68ZM88 86H89V85H88ZM113 86H114V85H113ZM115 86H116V84H115ZM172 86H173V85H172ZM182 86H184V85H182ZM257 86H258V85H257ZM29 87H30V86H29ZM29 87H28V88H29ZM43 87H44V86H43ZM43 87H41V88H43ZM56 87H57V86H56ZM56 87H55V88H56ZM62 87H63V86H62ZM70 87H72V86H70ZM86 87H87V86H86ZM121 87H123V85H121ZM142 87L145 88L146 85H145V86L143 85ZM164 87L166 88V86H164ZM164 87H163V88H164ZM173 87L175 88V86H173ZM21 88H23V87H21ZM30 88H31V87H30ZM39 88H40V87H39ZM49 88H50V87H49ZM49 88H48V90H50ZM51 88H52V87H51ZM72 88H73V87H72ZM72 88H71V89H72ZM123 88H124V87H123ZM136 88H137V87H136ZM146 88H147V87H146ZM180 88H181V86H180ZM25 89H26V88H25ZM45 89H46V86H45ZM74 89H75V86H74ZM74 89H73V90H74ZM78 89H79V88H78ZM117 89H118V88H117ZM138 89H139V88H138ZM140 89H141V88H140ZM169 89L171 90V88L168 87L167 90H169ZM175 89H176V88H175ZM182 89H183V88H182ZM46 90H47V89H46ZM60 90H61V89H60ZM60 90H56V92H57V91L60 92ZM66 90H67V89H66ZM95 90H96V89H95ZM95 90H94V91H95ZM118 90H119V89H118ZM125 90H126V88L123 89V91H125ZM128 90H129V89H128ZM135 90H136V92H134V93L139 94V93L137 92V89H135ZM143 90H144V89H143ZM173 90H174V89H173ZM183 90H186V88L184 87ZM259 90H260V89H259ZM20 91H21V90H20ZM22 91H24V90L22 89ZM44 91H45V90H44ZM62 91H63V89H62ZM62 91H61L60 93H61V95H64V94H62ZM101 91H102V90H101ZM165 91H166V89H165ZM175 91H176V90H175ZM180 91H181V90H180ZM255 91H256V90H255ZM27 92H28V91H27ZM63 92H65V91H63ZM97 92H98V91H97ZM126 92H128V91H126ZM139 92L141 93V92H144V91H139ZM171 92H172V91H171ZM171 92L168 91L166 94H169V93H171ZM178 92H179V91H178ZM13 93H14V91H13ZM33 93H34V92H33ZM33 93H32V94H33ZM41 93H42V92H41ZM54 93H55V91H54ZM71 93H72V92H71ZM130 93H131V92H130ZM160 93L162 94V92H160ZM172 93H176V92H172ZM16 94H17V93H16ZM22 94H23V93H22ZM28 94H29V92H28ZM28 94H27V96H28ZM36 94H38V92H37ZM52 94H53V93H52ZM56 94H58V93H56ZM65 94H66V93H65ZM68 94H69V92H68ZM82 94H83V93H82ZM94 94H95V93H94ZM100 94H101V92H100ZM121 94H123V93H121ZM131 94H132V93H131ZM14 95H15V93H14ZM18 95H20V93H19ZM38 95H39V94H38ZM50 95H51V94H50ZM69 95H70V94H69ZM75 95H76V94H75ZM84 95H85V94H84ZM123 95H125V94H123ZM11 96H13V95L11 94ZM11 96H8V98L11 97ZM21 96H22V95H21ZM44 96H45V95H44ZM52 96H53V95H51V97H52ZM59 96H60V95H59ZM64 96H65V95H64ZM67 96H68V95H67ZM70 96H71V95H70ZM79 96H80V95H79ZM128 96H130V95L128 94ZM163 96H164V95H163ZM14 97H15V96H13V98H14ZM16 97H17V95H16ZM28 97H29V96H28ZM38 97H40V95H39ZM51 97H50V98H51ZM68 97H69V96H68ZM74 97H75V96H74ZM74 97H73V93H72V97H71V99L74 98ZM76 97H77V96H76ZM81 97H82V96H81ZM126 97H127V95H126ZM2 98H3V96H2ZM5 98H6V97H5ZM43 98H44V97H43ZM64 98H65V97H64ZM77 98H78V97H77ZM11 99H12V98H11ZM17 99H18V97H17ZM17 99H16V100H17ZM20 99H21V98H20ZM27 99H28V98H27ZM30 99H31V98H30ZM34 99H35V98H34ZM54 99H55V98H54ZM79 99H80V98H79ZM79 99H78V100H79ZM125 99H126V98H125ZM3 100H4V98H3ZM9 100H10V99H8L7 101H9ZM36 100H38V98H37ZM44 100H45V99H44ZM56 100H58V99H56ZM73 100H74V99H73ZM80 100H82V99H80ZM47 101H48V100H47ZM50 101H51V99H50ZM0 102L3 103V101H1V100H0ZM10 102H11V101H9V103H10ZM14 102H15V104H16V101H14ZM62 102H64V101H61V103H62ZM77 102H78V101L76 100V104H78ZM81 102H83V101H81ZM123 102H124V101H123ZM123 102H122V103H123ZM11 103H12V102H11ZM32 103H33V102H32ZM40 103H41V100H40ZM40 103H39V104H40ZM85 103H86V102H85ZM183 103H184V102H183ZM4 104H5V103H4ZM4 104H3V105H4ZM19 104H20V103H19ZM21 104H22V103H21ZM26 104H27V103H26ZM66 104H67V103H66ZM66 104L63 103V105H66ZM74 104H75V103H74ZM82 104H83V103H81V105H82ZM1 105H2V104H1ZM13 105H14V104H13ZM36 105H37V104H36ZM43 105H44V104H43ZM52 105H53V104H52ZM55 105H56V104H55ZM63 105H62L61 107H64ZM111 105H112V104H111ZM113 105H114V104H113ZM113 105H112V106H113ZM122 105H123V104H122ZM122 105H121V106H122ZM124 105L126 106L127 104L124 103ZM40 106H42V105H40ZM68 106H69V105H68ZM79 106H80V105H79ZM82 106H84V105H82ZM103 106H104V104H103ZM112 106H110V107H112ZM121 106H118V107L114 106L113 108H114V109L116 108L115 110H118V109H119V110H118V113H119V111H120V108H119V107H121ZM127 106H128V105H127ZM129 106H130V104H129ZM129 106H128V109H125V110L130 111V110L132 109V110L134 111L135 108L132 107V106H130V107H131V108H130ZM2 107H3V106H2ZM8 107H9V106H8ZM22 107H23V106H22ZM26 107L28 108L29 106L25 105V108H26ZM42 107H43V106H42ZM122 107H123V106H122ZM122 107H121V108H122ZM151 107H152V106H151ZM16 108H17V107H16ZM19 108H20V107H19ZM25 108H24V110H25ZM53 108H54V107H53ZM85 108L87 109V107H85ZM36 109H37V108H36ZM39 109H40V108H39ZM49 109H50V107H49ZM129 109H130V110H129ZM0 110L3 111L1 107H0ZM21 110H22V108H20V111H19V112H21ZM33 110H34V109H33ZM33 110H32V111H33ZM61 110H62V108H61ZM115 110H114V111H115ZM11 111H14V112H15L14 109H11ZM11 111H10V112H11ZM16 111H17V110H16ZM26 111L28 112V109H26ZM29 111H30V107H29ZM45 111H46V110H45ZM45 111H43L44 114H45ZM57 111H58V110H57ZM8 112H9V111H8ZM10 112H9V114H11ZM30 112H31V111H30ZM46 112H47V111H46ZM59 112H60V111H59ZM145 112H146V111H145ZM2 113H5V112L3 111ZM2 113H1V114H2ZM22 113H23V111H22ZM35 113H36V112H35ZM16 114H18V113H16ZM16 114H15V115H16ZM27 114H29V113H27ZM42 114H43V113H42ZM142 114H144V113H142ZM142 114H140V115L142 116ZM2 115H3V114H2ZM13 115H14V113H13ZM21 115H22V114H21ZM24 115H26V113H25ZM46 115H47V114H46ZM144 115H146V113H145ZM28 116L30 117V115H27V117H28ZM31 116H35V115H32V114H31ZM36 116H37V113H36ZM249 116H250V115H249ZM19 117L21 118L20 115H19ZM45 117H46V116H45ZM139 117H140V116H139ZM30 118H31V117H30ZM39 118H40V117H39ZM39 118H36V119H39ZM48 118H49V117H48ZM142 118H143V116H142ZM142 118L140 117V118H137V119H140V121H141ZM16 119H17V118H16ZM16 119H14V120H16ZM31 119H32V118H31ZM43 119H44V118H43ZM226 119H228V117H225V120H226ZM249 119H250V118H249ZM3 120H5L4 117H3L2 121H3ZM32 120H33V119H32ZM49 120H50V119H48V120H46V121H48V122L51 123V121H49ZM148 120H149V119H148ZM6 121H7V120H6ZM19 121H21V119H20ZM39 121H40V119H39ZM138 121H139V120H138ZM142 121H144V120L142 119ZM149 121H150V120H149ZM164 121H165V119H164ZM167 121H168V120H167ZM253 121H254V120H253ZM3 122H4V121H3ZM33 122L35 123L36 121L34 120ZM0 123H1V122H0ZM19 123H21V122H19ZM22 124H23V123H22ZM24 124H25V122H24ZM24 124H23V125H24ZM30 124H31V123H30ZM35 124H36V123H35ZM38 124H39V123H38ZM48 124H49V123H48ZM48 124H47V125H48ZM241 124H242V123H241ZM252 124H254V123L252 122ZM4 125H5V124H4ZM16 125H17V124H16ZM27 125H28V124H27ZM33 125H34V124H33ZM45 125H46V124H45ZM47 125H46V126H47ZM49 125H50V124H49ZM51 125H52V124H51ZM1 126H2V125L0 124V127H1ZM227 126H228V125H227ZM242 126H243V125H242ZM2 127H3V126H2ZM4 127H5V126H4ZM243 127H244V126H243ZM26 129H29V127L26 128ZM26 129H25V130H26ZM231 129H233L234 132L236 131V134L239 133V132L241 131V130H239V132H237V130L240 129V126L238 127L237 125H235V123H233V124H229L228 129H227V142H229V144H230L231 140H233V139H232L233 134H231V133H232ZM242 129H243V128H242ZM29 130H30V129H29ZM1 131H2V130H1ZM1 131H0V133H1ZM19 131H21V130H19ZM230 131H231V133H229V134H230V135H229L228 132H230ZM23 132H25V131H23ZM26 132H27V131H26ZM26 132H25V133H26ZM4 133H5V131H4ZM27 133H28V132H27ZM12 134H13V133H12ZM17 134H20V133H17ZM51 134H53V133H51ZM5 135H6V134H5ZM25 135H26V134H25ZM28 135H29V134H28ZM28 135H27V136H28ZM30 135H31V134H30ZM53 135H54V134H53ZM61 135H62V134H61ZM239 135L241 136V134H239ZM10 136H11V135H10ZM229 136H230V137H229ZM240 136H239V138H237V139H240ZM15 137H16V136H15ZM21 137H22V136H21ZM38 137H39V136H38ZM55 137H56V136H55ZM62 137H64V136L62 135ZM237 137H238V136H237ZM32 138H33V137H32ZM35 138H36V137H35ZM234 138H235V137H234ZM16 139H17V138H16ZM241 139H242V138H241ZM243 139H244V141H246V140H245V139H246L245 137H244ZM5 140H6V139H5ZM19 140H20V139H19ZM36 140H37V139H36ZM162 140H163V139H162ZM25 141H26V139H25ZM31 141H32V140H31ZM167 141H168V139H167ZM235 141H236V138H235ZM235 141H233V142H235ZM238 141H239V140H238ZM242 141H243V140H242ZM32 142H33V141H32ZM56 142H57V140H56ZM63 142H64V141H63ZM239 142H240V141H239ZM239 142H238V143H239ZM40 143H41V142H40ZM58 143H59V142H58ZM171 143H172V142H171ZM236 143H237V142H236ZM236 143H235V144H236ZM245 143H246V142H245ZM245 143H244V144H245ZM25 144H26V143H25ZM59 144H60V143H59ZM61 144H62V143H61ZM241 144H242V143H241ZM38 145H39V144H38ZM131 145H132V144H131ZM131 145H130V146H131ZM232 145H233V144H232ZM135 146H137V145H135ZM135 146H134V147H135ZM230 146H231V145H230ZM238 146H239V145H238ZM244 146H245V145H244ZM23 147H24V146H23ZM138 147H139V146H137V148H138ZM24 148H25V147H24ZM27 148H29V147H27ZM145 148H146V147H145ZM235 148H237L236 145H235L234 149H235ZM25 149H26V148H25ZM39 149H40V148H39ZM141 149H142V148H141ZM23 151H24V149H23ZM29 151H31V150H29ZM147 151H148V149H147ZM149 151H150V150H149ZM27 152H28V151H27ZM1 153H2V152H1ZM144 153H145V151H144ZM31 154H32V153H31ZM29 155H30V154H29ZM32 156H33V155H32ZM10 157H11V156H10ZM262 158H263V166H264V146H263V148H262ZM0 159H1V158H0ZM13 160H14V159H13ZM31 160H32V159H31ZM10 161H11V160H10ZM197 161H198V160H197ZM13 162H14V161H13ZM159 162H160V161H159ZM238 166H239V165H238ZM187 169H188V168H187ZM165 170H166V169H165ZM22 173H23V172H22ZM22 173H21V174H22ZM26 173H27V172H26ZM26 173H25V174H26ZM12 174H13V173H12ZM26 175H27V174H26ZM223 179H224V178H223ZM262 179H263V182H262V183H263V187H264V173H263V177H262ZM27 182H28V181H27ZM225 182L228 183L227 180H225ZM229 185H230V184H229ZM222 186H224V185H222ZM220 187H221V186H220ZM220 187L218 188V191H219L220 194H222L224 190H223V187H222V188H220ZM7 190H8V189H7ZM13 190H14V189H13ZM22 191H23V190H22ZM224 193H225V192H224ZM19 195H20V194H19ZM17 196H18V195H17ZM12 197H13V195H12ZM216 198H217V197H216ZM204 204H205V203H204ZM134 231H135V230H134ZM12 232H13V231H12ZM135 236H136V235H135ZM178 259H179V258H178ZM174 262H175V261H174Z\"/></svg>", "mask_w": 264, "mask_h": 264}, {"label": "snow or ice", "instance_id": "snow-or-ice-1", "mask_svg": "<svg viewBox=\"0 0 264 264\" xmlns=\"http://www.w3.org/2000/svg\"><path fill=\"white\" fill-rule=\"evenodd\" d=\"M15 5L8 4V3H0V18H2L4 22V31L7 33L9 31L8 20L11 16L12 9L15 8ZM24 7L33 8L36 11L33 13V16L30 18V22L37 27L44 23V17L40 14L39 9L45 7L44 5H26ZM89 7L100 9V8H110L109 5H90ZM117 7H128L126 5L117 6ZM158 8L168 9V14L165 17L166 22L171 23V21L176 16V10L181 9V15H183V10L187 9L190 10V15L193 19L198 18L199 16V9L200 8H214L215 5H194V4H184V5H176V4H161L156 5ZM233 7L236 8H244V7H254L252 5H243L237 4ZM262 14H264V0H261L259 5ZM111 24L110 15L107 13L102 14L96 20L93 21V31L96 34H102L107 31ZM227 38L231 42V44L238 48L246 47V35L244 32H235V33H228ZM191 54H194L191 48L188 49ZM210 67V66H209ZM264 119V117H262ZM261 231L262 235H264V197H262L261 201ZM42 252L41 247L34 248L31 253L30 257L23 260H12V261H0V264H105L103 261H96L90 259H81V260H69V261H43L39 259V256ZM113 264H139V262L135 261H118L113 262ZM215 264H219V262H215ZM264 264V261H262Z\"/></svg>", "mask_w": 264, "mask_h": 264}]
</instances>
